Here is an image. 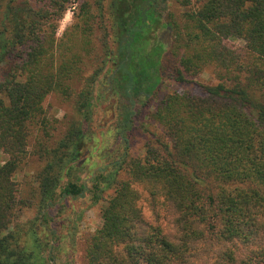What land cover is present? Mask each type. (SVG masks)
<instances>
[{
  "label": "trees",
  "instance_id": "trees-1",
  "mask_svg": "<svg viewBox=\"0 0 264 264\" xmlns=\"http://www.w3.org/2000/svg\"><path fill=\"white\" fill-rule=\"evenodd\" d=\"M70 1L0 0V264H50L49 241L37 228L23 238L18 215L14 178L33 137L45 161L31 203L39 228L59 194L104 201L84 264H264V0H176L185 8L177 18L165 14L168 0H85L59 38ZM109 60L120 120L98 134L93 98ZM205 69L215 82L196 79ZM167 79L198 90L158 98ZM51 93L74 111L56 143L44 108ZM143 117L154 129L136 152ZM86 138L105 146L104 161L89 186L79 176L63 183Z\"/></svg>",
  "mask_w": 264,
  "mask_h": 264
},
{
  "label": "rangeland",
  "instance_id": "rangeland-1",
  "mask_svg": "<svg viewBox=\"0 0 264 264\" xmlns=\"http://www.w3.org/2000/svg\"><path fill=\"white\" fill-rule=\"evenodd\" d=\"M85 0H71L68 8L60 20L57 29V37H61L65 30L72 27L78 20L77 15L81 12V4ZM105 7V5H104ZM185 8L180 6L176 0L167 1V9L165 14L170 17L171 14L175 18L184 12ZM107 15L105 13V19ZM109 24V20L107 19ZM106 23V24H107ZM102 21L97 17L95 21V33L93 34V42L96 43V38L101 36L100 28ZM166 33V32H164ZM165 42L164 39H161ZM163 42V43H164ZM235 46H240L242 44L241 40L232 41ZM111 48H114L115 44L110 40ZM159 46V43H158ZM179 52L181 50H178ZM87 62V59H86ZM113 62L110 60L104 66L101 71L98 83L95 87V96L93 98L94 112H93V129L100 134L101 130L111 129L114 132V124L117 120H120L119 107L117 98L109 89V83L106 84L107 74L110 73ZM112 68V69H111ZM83 75H88L92 71V65H86L83 69ZM200 82L211 83L215 82V78L211 69H205L200 73L197 78ZM108 81H110L108 79ZM198 86L192 82L182 83L176 82L174 80L167 79L161 86L158 93V98H161L166 92H182V91H193L196 92ZM45 115L49 120V132L51 138H49L50 143L58 142L67 128L69 127V121L74 117V111L72 105L65 101L57 93H51L47 96L44 101ZM155 100L151 102L149 107H146L144 112L149 110H154ZM146 119L143 117L138 119L135 123V128L133 130V151H141L145 140L148 137V133L154 129V127L147 125L141 127V124ZM150 134V133H149ZM95 138H86L81 147V162L76 167L78 170L74 169L70 177H65L63 183L73 177L79 176L81 179H85L88 186L91 184V178L95 172L99 169L104 161L100 152L101 146L104 148L103 144L97 143ZM36 137L31 140L30 152L22 164L20 169L15 174V182L19 189L20 203L18 204V215L19 222L23 226L22 234L23 238H27L31 241L33 228H37L38 232L42 235L41 238L49 241V245L46 248L47 253L51 256L50 264H84L85 262V241L84 238L87 234L94 233L102 224L101 220V207L104 204L103 200L95 202L92 195H87L85 197H69L58 195L55 205L51 211V216L48 223H41L39 228L37 224L40 223L39 213L36 207L31 206L32 200L38 198L36 176L41 170L45 161L40 157L39 153H35L33 148L36 145ZM49 143V142H48ZM106 149V148H105ZM108 149V148H107ZM6 156L0 154V164L5 160ZM60 193V192H59ZM111 193L108 189L103 194L107 198ZM54 234H53V232ZM50 242L55 243L52 251L49 252ZM45 258H48V254H44Z\"/></svg>",
  "mask_w": 264,
  "mask_h": 264
}]
</instances>
